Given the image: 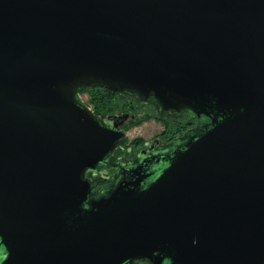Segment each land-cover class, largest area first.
Returning a JSON list of instances; mask_svg holds the SVG:
<instances>
[{
  "label": "water",
  "instance_id": "water-1",
  "mask_svg": "<svg viewBox=\"0 0 264 264\" xmlns=\"http://www.w3.org/2000/svg\"><path fill=\"white\" fill-rule=\"evenodd\" d=\"M94 86L209 123L91 199ZM135 260L264 264V0H0V264Z\"/></svg>",
  "mask_w": 264,
  "mask_h": 264
},
{
  "label": "flooded vegetation",
  "instance_id": "flooded-vegetation-1",
  "mask_svg": "<svg viewBox=\"0 0 264 264\" xmlns=\"http://www.w3.org/2000/svg\"><path fill=\"white\" fill-rule=\"evenodd\" d=\"M77 100L87 106L103 125L111 128L105 123L107 120L118 123V129L126 134L104 164L86 173V178L92 183L91 199L107 193L118 182L124 169L140 164L147 157L171 151L177 143L185 141L209 123L208 117L199 118L188 109L165 111L154 98L144 100L137 94L112 92L102 86L79 89ZM102 102L107 105H102ZM145 119L157 120L163 126L160 136L147 141L142 138L127 141V131L131 126ZM132 264L151 263L148 260H135Z\"/></svg>",
  "mask_w": 264,
  "mask_h": 264
},
{
  "label": "rangeland",
  "instance_id": "rangeland-1",
  "mask_svg": "<svg viewBox=\"0 0 264 264\" xmlns=\"http://www.w3.org/2000/svg\"><path fill=\"white\" fill-rule=\"evenodd\" d=\"M83 99H86L83 96ZM155 114V113H154ZM138 125L131 126V129L127 131V141H132L137 138H142L143 140H150L153 137H158L163 132V126L154 119H145L139 122Z\"/></svg>",
  "mask_w": 264,
  "mask_h": 264
},
{
  "label": "trees",
  "instance_id": "trees-1",
  "mask_svg": "<svg viewBox=\"0 0 264 264\" xmlns=\"http://www.w3.org/2000/svg\"><path fill=\"white\" fill-rule=\"evenodd\" d=\"M104 101V100H103ZM102 105H107V103L106 102H102Z\"/></svg>",
  "mask_w": 264,
  "mask_h": 264
}]
</instances>
